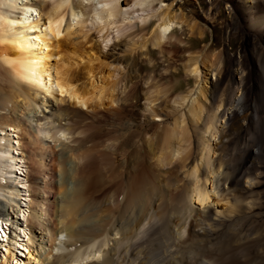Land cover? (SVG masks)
<instances>
[{
	"label": "bare ground",
	"instance_id": "bare-ground-1",
	"mask_svg": "<svg viewBox=\"0 0 264 264\" xmlns=\"http://www.w3.org/2000/svg\"><path fill=\"white\" fill-rule=\"evenodd\" d=\"M83 1L90 3L93 0ZM120 1L121 0H100L99 2L96 1V5H100V7L98 5L99 9H97V7L94 5L91 6V12L93 14L92 19L95 23H98V26L101 27L100 30H107L108 27L113 23L112 18H114L116 14L120 15L121 10L118 7ZM122 1L125 5V10L122 11V14L125 15L127 13H131L135 18L138 19L145 17L142 19V21L146 20L147 18L154 17V15L157 14L159 9H162L163 6L166 8L159 11L158 13L160 17V22L156 26L158 37L156 38L153 45H159L164 41V39L167 38L166 35L178 27L176 26L177 22L175 21L178 15L175 14L174 7L185 10L183 6L187 4L188 0H179L178 2L172 1V3H166V1L169 0H132L131 2H129V0ZM206 1L210 3L211 7H216L217 2H222L225 0ZM163 3L166 4L162 6L161 4ZM158 4L161 6L157 9L156 6ZM227 7L228 4H226V9H228ZM229 7L231 14L230 16L232 18H242L243 21L241 23L242 25L246 26V38L254 36L252 34L255 32L258 34L256 37L259 39L257 43L264 45V0H232V4ZM76 8L78 9V7ZM72 9L73 7L70 8V4L67 5V3H65L63 0L53 3L51 6H48L46 2H44L39 8L30 1L24 2L22 0H0V198L6 200L10 206L12 205V209H15L13 210L14 214H16V220H13V218L6 217V215L0 210V223L2 222V225L4 226H7V224L10 223L14 227V236L12 238V242L9 244L10 246L8 243L3 245L4 250L1 251L0 254V264H80L89 260H97L99 264H119L117 263L119 258L117 259L118 256L116 257V253L118 254L119 251L122 252L125 250H120V248H118L117 252L115 247L111 249V252L103 250L106 242L105 239H109L108 236L111 235H118L119 232L117 231L120 230V239H126L127 241L131 240V238L134 236L133 233L135 234V232L140 228V224L144 220L148 206L151 204L156 205L158 200L165 196L163 193L164 189L154 182L155 176L150 178L152 180L147 179L146 174L148 173H145L144 171L145 174L141 172V178H139L136 182H133L134 178H131V182L128 181L134 189L133 191L129 189L130 193L125 197V200L122 201L123 204H120L119 206H116L115 204V207L111 205L109 206L112 193L110 195V192H106V189L105 195L104 197H101V199L96 196L95 197L98 198V200L93 199L94 197L90 198L89 194L87 193L88 185L91 183L92 175L97 176L98 169L90 170V172L93 173H90V175L87 173V169H89L93 162L97 160L96 158H100V156L105 155V153H97L99 154L98 156L94 155V151L91 150V148H85L84 145H86V141H88L85 139H83L82 143L77 146H68L65 141L69 139H67L66 136H68V134L70 135V133L66 132V129H63L62 127L56 129L54 132V140L55 142L59 143V150H57V146L53 147L51 144H49V142L46 141V138H49L50 136L49 132H46L44 131L45 129L42 130L41 128H38V131L36 132L35 129L32 128L33 126H30L29 120L25 118L27 114L30 115L32 105H38L45 109L48 107L46 105L52 106L53 101H62L64 98H66V101H70L72 104L78 105L79 107L98 108L101 105L102 95L104 96L103 93L108 92H103L104 89L97 85V81L101 80V78L98 74H96V72H94L95 69L91 65H88L83 69L81 76L80 73H78L79 71L74 73V71H70V67L64 68L65 64L63 65L62 60H66L65 62H67L69 56H67V53L73 52L74 55V49L75 54L77 52V47L73 46L75 44L77 46V43L70 45L74 41L70 44L59 41L61 36H66V34L70 32L68 30L72 29L74 25L75 27L77 25L76 20V23L73 24V18L76 13L78 14V12L77 10L73 12L74 10ZM251 13L254 14H252V18L250 17ZM135 14L137 15L135 16ZM134 17L132 16V18ZM146 23L143 25V27H141V29L147 28L149 23L147 26ZM37 31H39V33ZM62 38L60 40H62ZM228 39L229 43H232L233 37L231 35L228 36ZM245 45H242L243 49H247ZM258 48L263 52L261 57L258 59V67L263 72L260 80V84L262 85L263 89H261L259 86L257 87L255 84L253 87H250V83L247 85L243 84L246 78H248V72L250 71L249 69L244 70L243 62L245 61L246 57H243L244 55L239 53L240 58L242 59L238 60L236 67L232 70L228 85L224 89L223 95H221V98L218 100L216 111L211 115L212 119L210 121L214 126L215 124H223L225 121L230 122L233 118L239 119L240 121H243V126H241V128L247 124L248 131H250V137H252L254 136L253 133L255 131L253 124L256 125L258 123L261 124V121L262 123L264 122V48L260 46ZM149 52L151 51L149 50ZM248 58H250L249 52ZM60 60L62 62L58 63ZM219 63H221V61ZM125 64L129 69V73L134 77H138V69L136 68L138 64L137 61L129 58L125 60ZM191 65H194V63ZM68 66H70V64ZM195 68L192 70L193 73L196 71ZM212 72L213 75L216 76L217 82L219 80L225 79V70L222 66L215 67ZM82 76L85 79L83 82H81L82 79H80ZM233 79H238L241 82V86H239L238 91L235 93L232 91L233 87L231 86L234 81ZM219 83L222 82L219 81ZM257 88L261 89L260 98L262 101H260L255 94ZM56 93L59 94V96L62 95L63 98L61 99V97H59V99H56ZM106 95L107 96L105 97L107 101L111 103L113 100L112 92L109 91V93H106ZM215 95L216 93L214 92V98ZM124 102L125 103H122V107L126 108L127 113H129L130 109L132 112L133 106H130V103H126V101ZM122 107H120V109H122ZM218 111H220L219 114ZM202 112L203 106H200L199 104L190 106L189 114L191 121L197 124V122L201 120ZM42 113L45 114L47 112L42 111ZM103 113L105 114L104 111ZM155 116L158 117V115ZM156 117L154 121H161L160 118ZM116 121L117 120H115V122ZM36 122L39 124V120ZM92 122H96V120L93 119ZM115 122L113 124H116ZM120 123H122V121H120ZM180 126H178L177 123H174L170 128H168L169 130L166 133V145L170 144L172 139L180 142L183 140V131L185 130ZM8 128L21 133L24 140H27V145L32 148V154L35 155V169L33 172L30 170V172L33 175H36L34 184L29 183L31 180L29 181L28 177L25 178L26 176L23 175L24 164L27 163V160L26 156L22 153L21 140L14 142L11 138V135L7 134L9 132ZM115 128L113 127V129ZM226 128L227 126L225 129ZM124 130H126L125 134L123 133V135L118 137L122 138L123 142L121 141V144L119 141V145L121 147L119 146L117 150L119 152L120 149L127 148V150L125 149V153L127 154L129 148H134L136 139H138L139 136L136 137L138 132L136 131V133L135 131H132L129 127L124 128ZM225 131L226 130H224V132ZM179 132H181V135H179ZM107 133L108 132H106V134ZM104 134L105 132L103 135ZM40 135L43 137H40ZM158 140L159 139L157 137L156 141ZM114 145L115 144H113V146ZM117 145L118 143L116 146ZM149 145L146 146L145 144H142L139 146V149L137 147L132 150L131 154L128 153L130 154L126 157L127 166L130 167L128 170H131V172L133 171L134 173V169L139 170L141 165L143 169V165H146L147 163V156L154 147L153 145ZM99 146H97V148H99ZM207 148L208 144L206 146V150ZM169 149L170 150L168 151L167 149V151L170 155V158H168V160L165 158L164 160H166V162L169 161L170 163L173 156H180L181 150L179 149L178 154V150L173 149L172 147H169ZM96 151L98 152L97 149ZM250 151L251 154L247 159V162H254L255 153L252 150ZM122 153L124 154V151ZM122 153H120V155ZM159 156L160 159L158 158V161L161 163L165 155ZM83 158L89 159L84 160ZM205 159L206 158H204V160ZM182 160L185 161L184 157ZM123 164L120 163L117 165V168L115 167L116 169H114L112 176H108L107 179H116L118 175V169L121 171L123 167L121 169L119 167H121ZM106 165L108 166V164ZM195 169L193 168L191 170L190 173L192 175V180L190 179L191 181L189 184H187L182 190V194L179 192L177 197L173 196L172 194V196L176 199L172 200L170 198V203L166 201L165 204L161 206L159 212L160 218L159 214H157L159 221L150 227L146 237H141L139 235L140 238H137L134 246L140 247L146 244L149 248H153L162 238H164L166 241L168 239L169 241H174L175 239H170L173 234L176 235L177 240H182L181 236L185 231L188 233V235L192 234L194 236H198L200 234L209 238L210 236L215 238V232H217L219 235L216 236L217 238H215L216 240L214 242H208V244L206 243L207 245L203 248L202 246H197L194 244L193 247L189 248L188 250H184V255L178 259L179 262H174L173 264H180L182 260L184 261V264H264V245L262 248V242L259 243L257 247H252L255 248V252L250 251L252 249L251 245L248 247V239L250 237L247 240L244 238L240 240V238L237 236V231H235L233 228V230L229 228L231 224L236 221L231 219L233 217L229 218L228 215L226 216L224 214L225 211H223L224 213L220 211V209L228 205V199H230V197L234 198L235 195L238 196L244 192L242 191L243 185L240 187L239 183V177H242V175L247 173V169L245 168L244 164L236 166L233 169V174L229 177L228 175L227 177L224 176L226 174L224 173V177L221 178L220 174L215 170L207 172L208 175L204 181V186L206 189L202 190L199 188V185H197L194 175L197 173L195 172ZM141 173L138 172L139 176ZM21 174L23 176H21ZM29 174L28 176L31 175ZM36 178L39 179L38 182L36 181ZM104 178H106V176ZM114 181L115 180H113V182ZM257 184L256 182L249 180V178L246 179L244 181V189L246 190L247 188L245 194L249 197L252 196L256 192L255 188L257 187ZM110 189L115 190L114 186L113 189ZM27 191L29 193L35 192L37 200L32 198L33 193L32 195L29 194L30 198H27L28 202L26 204L28 205V210L23 211L20 209L22 208V203L19 202V199L22 193ZM120 193L121 192H119V194L117 193L118 195H116L114 200L118 203H121L123 198V194ZM172 202H174V204H171ZM184 203L191 207H189L191 212L194 211L196 213V218L201 221L206 219L209 220V212H214V216L216 218H212V220H214V223L218 222L216 224L219 225L220 228L217 227V229H215L217 231H209L206 229L200 230L195 228L193 221L190 220L191 222L189 224L184 223L186 224V227H183L184 230L180 233L177 231V233H173L171 229L169 231L165 229L162 230L163 227L168 226L170 222L168 214L169 211L171 212L173 210L175 214V219L173 218L174 220H179L181 218L180 214L183 212L181 208L183 209L182 204ZM1 204L2 203H0V205ZM179 204H181V206H179ZM117 211H121V213L116 219L115 213ZM128 211L130 212V216L125 218V214ZM249 216L255 219V217L257 218L258 215L254 216L250 213ZM184 219L185 218H183V220ZM109 227L110 229L108 232H105V228ZM5 236L4 234L2 235L3 238H6ZM100 237L103 238L99 240ZM257 237H259V235ZM257 237L255 234L254 240L259 239ZM22 238H26V243H24V246L27 247V258L25 260L18 258L23 256L24 252L21 251V253L20 251H17L19 248L24 249V247L21 245V241H23ZM262 241L264 240L262 239ZM116 242V245L119 247V241ZM62 249L68 250L69 254H62ZM145 250H147V248ZM152 251L153 250L148 251V254L151 255L153 253ZM58 252H60L61 255H58L54 261L52 258V261L48 259L53 254ZM126 252L129 253L128 251ZM140 253H142V251ZM151 264L153 263L151 262Z\"/></svg>",
	"mask_w": 264,
	"mask_h": 264
},
{
	"label": "rangeland",
	"instance_id": "rangeland-1",
	"mask_svg": "<svg viewBox=\"0 0 264 264\" xmlns=\"http://www.w3.org/2000/svg\"><path fill=\"white\" fill-rule=\"evenodd\" d=\"M22 1H30L39 8L44 2H46L48 6H51L53 3H57L60 0ZM63 1H65L67 5L70 4V8L73 7V12L77 10L78 14L74 13L75 16L73 18V24L77 22V25L76 27L74 25L73 28L70 27L72 28H69L70 30L68 31L70 32L66 34V36H61L59 38V41L67 42L69 44L74 41L70 45L77 43V46L76 44L73 45L74 47H77V52L75 54L74 49V55L73 52L67 53V56L69 55L68 59H70H65H67L68 63L65 62L66 60H62L63 62L60 60L58 61V63L62 62L63 65L65 64L64 68L70 67L71 70H68L72 72L74 71V73H77L79 71L78 73H80V76L82 75L81 73L86 66L91 65L92 67H94V72H96V74H98L101 78V80L97 81V85H99L100 88L102 87L104 89L103 92L108 91L106 93H109V91H111L113 100L111 103H109L105 97L107 96L106 93H103L104 96L102 95L101 100L102 106L100 105V107L98 108L92 107V109L90 107L83 108L79 107L78 105H74L70 101H66V98H64L62 101L57 100L56 102L51 99L53 101V107L50 105H46L48 106V109H44L43 107H40L38 105H32L30 115L27 114L25 118L29 120L30 126H33L32 128L35 129L36 132L38 131V128H41L42 130L45 129L44 131L49 132L52 139L49 136V138H46V141L49 142V144H51V146L53 147L57 146V150H59V143L55 142L54 140V132L56 131V129L62 127L63 129H66V132L70 133V135L68 134V136H66L67 139H69L65 141L68 146H77L82 143L83 139H85L88 140L86 141L87 144L84 145L85 148H91V150L95 152H93L94 155L98 156L102 152L105 153V155L100 156V158H96L97 160H95L90 168L87 169V173L89 175L90 173H92L90 172V170L98 169L97 176L92 175L91 183H89L90 185H88L87 193L89 194L90 198L94 197L93 199L96 200H98V198L101 199V197H104L106 189V192H110V195L112 193V202L110 201L109 206L111 205L115 207V204L116 206H119L120 204H123L122 201L125 200V197L130 193V190L133 191L134 189L129 183L132 181L131 178H134L133 182H136L139 178H141L142 173H148L146 174L147 176L145 175L147 179L153 178V176H155V180H157H154V182L164 189L163 193L165 195H162L164 197H161L162 200L159 199L156 205L151 204L150 206H148L144 220L142 221V223L140 224V228L138 229L139 232L137 230L135 234L133 233L134 236L131 238V240L127 241L126 239H120L119 230L117 231L119 232L118 235L115 234L114 236H108L109 239H105L106 237L104 238L106 242L103 250L111 252V249H113L114 247L117 249V252L118 248H120V250H125L122 252L119 251V255L116 253V257L118 256L117 259L119 258L117 263L119 264H151V262L153 264H173L174 262H179L178 259L184 255V250H188L189 248L193 247L194 244H196L197 246H202L203 248L208 244V242H214L216 240L215 238H217L216 236L219 235V233L217 234V232H215V238L213 236H210V238L205 236V238L200 234L198 236H194L192 234L188 235V233L185 231L183 232L184 235L182 234L183 237L181 236L182 240H177L176 235L173 234L170 239H175L174 241H169V239L166 241L164 238H162L153 248H149L146 244L140 247L134 246V243L136 242L139 235L141 237H146L150 227L154 223L159 221V212L161 206L165 204L166 201L170 203V198L172 200L176 199L175 197L179 195V192L180 194H182V190L192 180V175L190 172L193 168H196L195 172L197 173L194 175L197 185H199V188H201L202 190L206 189V187L204 186V181L208 175L207 172L215 170L220 174L221 178H223L224 176L227 177V175L229 177L233 174V169L236 166L242 164H244L245 168L247 169V173H245V175H242V177H239L240 187L243 185L242 191L244 192L239 194V197L236 195L234 196V198L230 197V199H228V205L225 206L227 208L223 207L222 209H220V211H225V213H223L226 216L228 215L229 218L233 217L231 219H234V221H236L233 222V224H231L229 228L231 230L234 229L235 231H237V236L238 238H240V240L243 238L247 240L250 237L248 239V247H250V245L251 248L253 246L257 247L258 244L262 242L263 248L264 122L262 123L261 121V124L258 123L259 125L253 124L255 130L254 133H257H253L255 137H250V131H248L247 124L244 125L243 128H241V126H243V121H240L239 119L233 118L230 122L225 121L223 123L224 125L215 124V126L210 121L212 119L211 115L216 111L218 100L221 98V95H223L224 93V89L228 85L232 70L236 67L238 60L242 59L240 58V54L244 55L243 57H246L245 61L243 62L244 70L249 69L250 71L248 72V78H246L243 84L247 85L250 83V87H253L255 84L257 85V87L259 86L261 89H263L262 85L260 84L263 72L258 67V59L259 57H261L263 52L258 47L260 46L264 48V45H260L257 43L259 39L258 37H256V35L258 36V34H256L255 32H253L252 34L254 36L246 38V26L242 25V18L235 19L230 16L231 14L229 6H231L232 0L217 2L216 7H211L210 3H208L206 0H188L187 4L183 6L185 10L174 7V12L179 17H177L175 20L177 22L176 26L178 27L173 29L172 32L166 35L167 38L164 39V41L159 45H153L156 38L158 37L156 32V26L160 22L158 13L159 11L166 9L163 6L164 4L172 3V1L178 2L179 0H169L166 1V3L161 4L163 6L162 9H159L158 13L155 14L154 17L147 18L148 20H146L148 22L146 20L142 21V19L145 17H141L140 19H138L135 18L131 13H127L125 15L122 14V11L125 10V5L121 0L118 6L121 10L120 15L116 14V18H112L113 23L108 27L107 30H100L101 27L98 26V23H95L92 19L93 14L91 12V6L94 5L97 7V9H99L100 5L98 4V7V5H96V1L99 2L100 0H93L90 3L84 2L83 0ZM131 1L132 0H129V2ZM226 4H228V9H226ZM161 5L158 4L156 8L158 9ZM76 7H78V9ZM252 14L253 13L250 14L251 18L254 15ZM136 15L137 14H135V16ZM132 16L134 18H132ZM145 23L146 26L149 23L147 28L141 29V27H143ZM230 35L233 37L232 43H229L228 36ZM61 38L62 40H60ZM242 45H245L247 49H243ZM149 50L151 52H149ZM248 52L250 58H248ZM129 58H132V60H136L138 63L136 66V68L138 69V77H134L132 74H130L128 71L129 69L126 67L125 60ZM220 61L221 63H219ZM190 63H194V65H191ZM69 64L70 66H68ZM218 66H222L225 70V79L219 80L222 83H219V81L217 82L216 76H214L212 72V70H214L215 67ZM194 68L196 69V71L193 73L192 70ZM80 79H82L81 82L85 81L83 76L80 77ZM233 80L231 86L233 87L232 91H234L235 93L238 91L239 86H241V82L238 79ZM260 88H257L255 94L258 99L262 101V99L260 98ZM214 92L216 93L215 98L213 96ZM55 97L56 99H59V97H61V99L63 98L62 95L59 96V94L57 93L55 94ZM124 101H126V103H130V106H133L132 112L130 109L129 113H127L126 108L122 107V103H125ZM198 104L200 106H203V112L201 120L196 124L191 121L189 108L190 106ZM120 107H122V109H120ZM42 111L47 113L43 114ZM103 111L108 116L105 115ZM109 112L114 114L112 115ZM219 113L220 111H218V114ZM155 115H158V117H156ZM155 117L160 118L161 121H154ZM93 119L96 120V122H92ZM37 120H39V124L38 122H36ZM115 120L117 121L115 122ZM120 121H122V123H120ZM114 122L117 125L113 124ZM118 122L120 125L118 124ZM174 123H177L178 126L181 125L180 127L184 128L185 131H183V140L180 142L172 139L171 143L166 145V133L169 130L168 128H170ZM109 126L111 129L109 128ZM226 126L227 128L225 129ZM113 127L116 128L113 129ZM127 127L131 128L132 131H137L138 133L136 132L137 134H135L137 135L136 137H139L138 139H136L134 148H129L131 151L128 149L126 154L125 152L127 148H119L121 152H118L117 148L120 146L119 141L121 144L123 142V139L118 137L123 135V133L125 134L126 130H124V128ZM8 130L9 132L7 134L11 135V138L14 142L21 140L20 142L22 143V153L26 156L27 160V163L24 164L23 175L26 176L25 178L28 177L29 181L31 180L29 183L34 184L36 175H33L31 172H33V170L35 169V155L32 154V148L27 145V140H24L21 133L16 132L15 130H11L10 128H8ZM224 130L226 131L224 132ZM104 132L105 134L103 135ZM106 132H108V135L106 134ZM179 135H181V132H179ZM40 137L43 136L40 135ZM157 137L159 139L158 141H156ZM117 143L118 145L116 146ZM113 144L115 145L113 146ZM142 144H145L146 146L150 144L154 147L147 156V166L143 165V169H145L143 170L141 165L139 167L140 171L134 169L135 172L133 173V171L131 172V170H128L130 167L127 166L126 157L127 155H130L132 153V150H134L135 148L138 147L139 149V146ZM207 144L209 150L208 148L206 150ZM97 146H99V148H97ZM169 147L178 150V154L179 149L181 150V157L179 155L175 157L173 156L170 163L169 161L166 162V160L170 158V155L168 154V151L170 150ZM96 149L98 150V152L96 151ZM250 150L254 151L255 153L254 162H247V159L251 154ZM123 151L124 154L122 153ZM120 153L122 154L120 155ZM159 155H165L164 158L162 157V164L158 161L160 159ZM183 157L185 161L182 160ZM165 158L166 160H164ZM204 158L207 159V163L206 159L204 160ZM116 162H118L119 164L124 163V166L121 165V167H119L120 169L122 167L123 168L121 169V171L118 169V175L116 179H107L108 176H112L114 169H116L117 165H119ZM106 164H108V166ZM29 172L31 175L29 174ZM138 172H142L140 176ZM132 173L134 176L132 175ZM224 173L226 174L224 175ZM28 174L30 176H28ZM105 176L106 178H104ZM248 178L249 180H252V182H256V184L258 182V184L256 185L257 187L255 188L256 192L254 191L255 193L250 197L245 194L247 188L246 190L244 189V181ZM38 180L39 179L36 178L37 182ZM113 180L115 181L113 182ZM113 186L115 190L113 189ZM110 188H112L113 190H111ZM119 192H121L120 194H123L121 203L114 201L116 195H118ZM29 194L32 195V198L34 200H37L35 192L29 193L27 191L22 193V195L20 196L21 200L19 199V202L22 203V208L20 209H22L23 211L28 210V205L26 204L28 202L27 198H30ZM172 194L175 197H173ZM95 196L98 198H96ZM0 203H2L0 207H3L0 208L2 213L5 214L8 218H13V220H16V214H14L13 211L15 209H12V205L10 206L7 201L3 200L2 198H0ZM171 204H174V202H172ZM179 206H181V204H179ZM182 206L183 209L181 208V210L183 212L180 211L182 212L180 214L181 216L178 214L181 217L179 219L180 221L174 220L175 214L173 210L171 212L169 211L168 214L171 223L169 222L168 226L163 227L162 230L165 229L169 231L171 229L173 233H180L184 230L183 227H186V224L184 223L189 224L191 221H193L194 227L200 230L206 229L209 231H214L215 229H217V227L220 228V226L216 224L218 222L214 223V220H212V218H216L214 216V212H209V220L206 219L201 221L196 218V213L194 211L191 212L190 206L185 203L182 204ZM120 213L121 211H117L115 213L116 219L119 217ZM250 213L254 216L258 215L257 218L255 217L254 219L253 217H250ZM157 214H159V218L157 217ZM127 216H130L129 211L125 214V218ZM183 218H185V221L183 220ZM110 227L105 228V232H108ZM13 228L14 227L10 223H8L7 226L2 229L4 236L6 235V238L3 239L6 240V244L8 243V245L13 240ZM255 234L256 237L259 235V237H257L259 239L254 240ZM102 238L103 237H100L99 240H101ZM22 240L23 241H21V245L24 247V250H26V254L24 253L23 256H20L18 258H20L21 260H25L27 258V247L24 246V243H26V238H22ZM116 241H119L121 247H118L116 245ZM146 248L147 250H145ZM63 250L64 249L61 250L62 254H69L68 250ZM151 250H153V253L151 254L152 256L148 254V251ZM154 250L157 253L160 252L158 253L159 255ZM254 250L255 248H252L250 251L255 252ZM126 251H128L129 253H127ZM141 251L142 253H140ZM58 253L53 254L48 259L50 261H54V259H56L58 255H61L60 252ZM182 261L180 262V264H182ZM80 264H99V262L97 260H89Z\"/></svg>",
	"mask_w": 264,
	"mask_h": 264
}]
</instances>
